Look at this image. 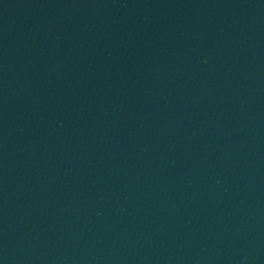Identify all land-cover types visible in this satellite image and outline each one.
I'll return each mask as SVG.
<instances>
[{"label":"water","instance_id":"95a60500","mask_svg":"<svg viewBox=\"0 0 264 264\" xmlns=\"http://www.w3.org/2000/svg\"><path fill=\"white\" fill-rule=\"evenodd\" d=\"M0 264H264V0H0Z\"/></svg>","mask_w":264,"mask_h":264}]
</instances>
